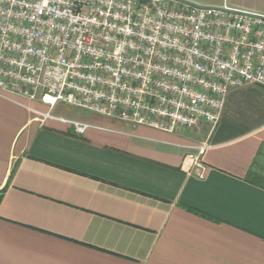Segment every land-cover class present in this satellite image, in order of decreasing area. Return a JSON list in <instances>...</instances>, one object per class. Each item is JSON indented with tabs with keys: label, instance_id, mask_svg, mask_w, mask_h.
<instances>
[{
	"label": "crops",
	"instance_id": "crops-1",
	"mask_svg": "<svg viewBox=\"0 0 264 264\" xmlns=\"http://www.w3.org/2000/svg\"><path fill=\"white\" fill-rule=\"evenodd\" d=\"M34 111L0 93V264H264V188L247 180L264 88L230 91L213 131L85 111L77 134ZM203 144L201 176L186 157Z\"/></svg>",
	"mask_w": 264,
	"mask_h": 264
},
{
	"label": "built area",
	"instance_id": "built-area-1",
	"mask_svg": "<svg viewBox=\"0 0 264 264\" xmlns=\"http://www.w3.org/2000/svg\"><path fill=\"white\" fill-rule=\"evenodd\" d=\"M264 88V15L172 0H0V93L163 132L219 124L230 91ZM207 145L186 157L201 170Z\"/></svg>",
	"mask_w": 264,
	"mask_h": 264
},
{
	"label": "rangeland",
	"instance_id": "rangeland-1",
	"mask_svg": "<svg viewBox=\"0 0 264 264\" xmlns=\"http://www.w3.org/2000/svg\"><path fill=\"white\" fill-rule=\"evenodd\" d=\"M185 2L198 5V6H214L221 7L224 4L235 8H243L250 10L249 7L258 8L256 12L264 13V0H184ZM237 3V4H236ZM249 6V7H248ZM86 114L85 111L73 108L71 106H67L64 104H60L54 110L53 115L56 117H63L68 120H79ZM257 170L260 172L264 170V154L257 160Z\"/></svg>",
	"mask_w": 264,
	"mask_h": 264
},
{
	"label": "trees",
	"instance_id": "trees-1",
	"mask_svg": "<svg viewBox=\"0 0 264 264\" xmlns=\"http://www.w3.org/2000/svg\"><path fill=\"white\" fill-rule=\"evenodd\" d=\"M261 154L262 153L258 154V158L261 156ZM257 159L254 161L252 167L250 168L248 172L247 180L253 185L261 186L262 188H264V170L260 172L257 170V166H258ZM0 201H1V198H0Z\"/></svg>",
	"mask_w": 264,
	"mask_h": 264
},
{
	"label": "water",
	"instance_id": "water-1",
	"mask_svg": "<svg viewBox=\"0 0 264 264\" xmlns=\"http://www.w3.org/2000/svg\"><path fill=\"white\" fill-rule=\"evenodd\" d=\"M172 1L179 2V3H188V2H185L184 0H172ZM189 4H190V3H189ZM191 5L196 6V5H194V4H191Z\"/></svg>",
	"mask_w": 264,
	"mask_h": 264
}]
</instances>
